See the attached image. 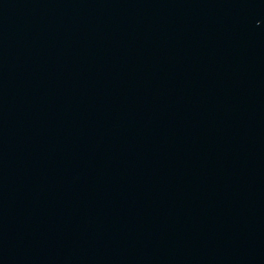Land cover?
Here are the masks:
<instances>
[{
	"label": "water",
	"instance_id": "water-1",
	"mask_svg": "<svg viewBox=\"0 0 264 264\" xmlns=\"http://www.w3.org/2000/svg\"><path fill=\"white\" fill-rule=\"evenodd\" d=\"M0 264H264V0H0Z\"/></svg>",
	"mask_w": 264,
	"mask_h": 264
}]
</instances>
